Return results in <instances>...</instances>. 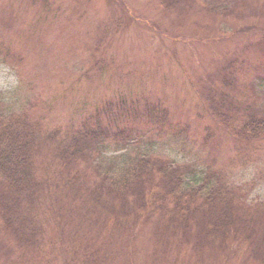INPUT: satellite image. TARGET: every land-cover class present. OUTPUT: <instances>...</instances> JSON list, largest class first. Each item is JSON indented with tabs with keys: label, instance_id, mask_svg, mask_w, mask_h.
Instances as JSON below:
<instances>
[{
	"label": "rangeland",
	"instance_id": "obj_1",
	"mask_svg": "<svg viewBox=\"0 0 264 264\" xmlns=\"http://www.w3.org/2000/svg\"><path fill=\"white\" fill-rule=\"evenodd\" d=\"M29 1L0 0V101L7 112H26L30 122L40 123L46 131H66L73 125L79 128L92 116L93 124L100 122L92 127H111L119 135L108 139L106 149L97 157L103 173L111 169L119 172L141 158L160 159L194 171L185 184L195 186V190L204 185L205 175L214 171L224 175L230 185L244 191L250 187V200L264 201V141L248 146L235 140L230 130L233 118H213L194 88L197 76H202L199 65L210 66L215 58L216 49H208L202 40L220 35L221 26L233 36V22L237 28L242 24L238 26V21L231 19L219 25L221 32L215 34L216 25L204 32L197 23H210L200 12L205 20L184 17L181 28H175L161 12L159 0H122V8L121 0H51V4L56 3L53 6L61 8L56 17ZM202 4L203 0H197V8ZM123 8L125 14L117 12ZM176 16L175 12L173 18ZM151 24L171 34L161 37ZM198 29L200 38L192 39L191 33ZM101 39L105 42L96 49ZM235 41L241 47L251 43L247 39ZM247 51L233 54L246 68L241 72L237 69L240 92L234 95V103H244L256 83L258 94H264V84L257 79L261 72L255 68L258 55ZM5 66L17 79L14 87H5ZM111 104L112 110L108 107ZM130 117L138 118L137 122H130ZM127 128L133 130L129 139L127 132L131 130ZM39 174L45 179L44 171ZM4 182L0 175V183ZM34 222L43 223L46 233H41L36 246L23 242L25 254H21L15 236L6 235L0 224V264H75L76 245L67 233L62 237L47 226L52 217L44 213ZM90 230H94L92 236L99 234L97 244L104 249L118 245L111 256L103 253L91 264H151L149 257L160 249L153 244L150 227L135 237L124 228V234L116 238L111 236L116 228ZM85 232L79 236L86 238ZM95 237L87 240L90 245ZM135 250L137 257L133 259L130 254ZM178 250L181 264H263L249 261L245 249L235 246L231 249L235 256L218 249L210 254L207 248L201 255L193 246ZM161 260L165 263L166 259H157L156 264H163Z\"/></svg>",
	"mask_w": 264,
	"mask_h": 264
},
{
	"label": "trees",
	"instance_id": "obj_2",
	"mask_svg": "<svg viewBox=\"0 0 264 264\" xmlns=\"http://www.w3.org/2000/svg\"><path fill=\"white\" fill-rule=\"evenodd\" d=\"M29 2L42 12L47 9L54 17L60 15L61 8L53 6L56 3L51 4V0ZM159 2L163 4L161 12L175 28H181L184 17L206 18L210 24L197 23L204 32L216 25L215 29L213 27L216 34L224 27L220 35L202 40L208 49H216L213 51L215 58L210 66L199 65L202 76H197L194 88L213 118L221 121L233 118L230 130L235 140L248 146L263 142L264 94H258L256 83L251 86L252 95L244 98V103H234V95L240 92L237 69L241 72L246 68L238 64L233 54L239 50L241 54L249 52L247 50L257 54L259 60L255 68L261 72L257 79L260 85L264 84V0H203L202 8H197V0ZM122 5L121 0L119 8ZM117 12L126 13L125 8ZM175 12L177 16L173 18ZM231 19L237 20L238 26L242 24L237 28L233 22V36L227 35L225 26L219 28L220 24L233 21ZM151 26L157 35L162 34L161 37L171 34ZM199 29L191 33L192 39L200 38ZM235 39H247L251 43L241 47ZM104 42L101 39L96 49ZM218 54L220 59L216 58ZM108 107L112 110L114 105ZM29 118L26 112H7L0 101V175L6 180L0 183V224L6 235L15 236L21 254H25L23 242L36 246L41 233H46L44 225L41 227L43 223L38 226L34 222L45 213L46 217H52L47 226L54 227L62 237L67 233L75 243V264H91V260L103 253L111 256V251L118 247L114 244V248L104 249L97 244L99 234L95 232L97 235L92 236L90 232L94 230L90 229L116 228L111 234L116 238L124 234V228L135 237L146 227L152 228L153 244L160 248L149 257L151 264H156L157 259H166L165 263L161 260L163 264H179L182 253L178 249L190 246L201 255L207 248L210 254L218 249L233 256L236 253L231 249L235 246L238 250L245 249L244 255L249 261L258 260L264 264V201L250 200V187L244 191L243 187L230 185L221 173L211 171L203 178L204 185L195 190V186L191 188L185 184L186 177L194 171L187 172L184 167L160 159L141 158L119 172L111 169L103 173L96 160L106 149L107 140L119 135L117 131L111 127H92L100 125V122L92 123L93 116L79 128L73 125L66 131H46L44 126L30 122ZM130 118V122H137L138 118ZM132 132H127L128 139ZM42 171L45 179L39 174ZM84 229L86 238L79 236ZM94 237L90 245L87 240ZM136 252L130 254L133 259L137 257Z\"/></svg>",
	"mask_w": 264,
	"mask_h": 264
},
{
	"label": "clouds",
	"instance_id": "obj_3",
	"mask_svg": "<svg viewBox=\"0 0 264 264\" xmlns=\"http://www.w3.org/2000/svg\"><path fill=\"white\" fill-rule=\"evenodd\" d=\"M3 71L5 72V87H14L17 84V79L14 74H11L10 69H8L6 66L3 68Z\"/></svg>",
	"mask_w": 264,
	"mask_h": 264
}]
</instances>
